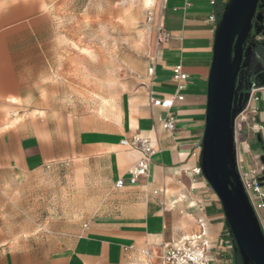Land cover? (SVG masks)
I'll use <instances>...</instances> for the list:
<instances>
[{
	"label": "crops",
	"instance_id": "obj_1",
	"mask_svg": "<svg viewBox=\"0 0 264 264\" xmlns=\"http://www.w3.org/2000/svg\"><path fill=\"white\" fill-rule=\"evenodd\" d=\"M72 1L0 0V264H158L166 244L201 232L209 264H231L220 202L192 171L219 0H161L145 74L117 96L116 115L104 106L102 58L79 52L86 6ZM177 64L188 78L170 131L150 99L174 92ZM258 95L262 128L238 131L236 153L238 168L261 169L264 185V89ZM134 135L155 152L148 175L129 184L139 153L119 141Z\"/></svg>",
	"mask_w": 264,
	"mask_h": 264
},
{
	"label": "water",
	"instance_id": "obj_2",
	"mask_svg": "<svg viewBox=\"0 0 264 264\" xmlns=\"http://www.w3.org/2000/svg\"><path fill=\"white\" fill-rule=\"evenodd\" d=\"M206 84L201 175L216 194L235 264H264V232L237 164L235 120L264 87V0H221Z\"/></svg>",
	"mask_w": 264,
	"mask_h": 264
},
{
	"label": "rangeland",
	"instance_id": "obj_3",
	"mask_svg": "<svg viewBox=\"0 0 264 264\" xmlns=\"http://www.w3.org/2000/svg\"><path fill=\"white\" fill-rule=\"evenodd\" d=\"M160 2L161 0L72 1L76 11L79 7L86 6L85 12L81 14L79 52L88 58H102L103 100L109 113L116 115L117 96L122 91L131 89L145 74L146 42L156 27ZM220 221L223 222L220 238L230 243L223 214Z\"/></svg>",
	"mask_w": 264,
	"mask_h": 264
},
{
	"label": "built area",
	"instance_id": "obj_4",
	"mask_svg": "<svg viewBox=\"0 0 264 264\" xmlns=\"http://www.w3.org/2000/svg\"><path fill=\"white\" fill-rule=\"evenodd\" d=\"M214 3V0L211 1ZM214 20V16H210ZM158 39L167 40L168 34L162 27L158 30ZM188 75L182 71L181 65L177 64L172 68V79L175 83L174 92L163 98H151L150 103L153 106L160 107L164 110V115H159L157 120L161 127L165 130H174L176 120L170 111L175 100H183L182 91L186 87ZM264 89H255L250 91L249 98L235 120V132L241 131L243 127L251 130H259L262 127L256 123L258 114V91ZM119 146L124 150H134L139 153V157L127 170V178L129 184H135L142 177H146L149 173L151 157L154 149L147 139L138 135H134L130 140L122 139ZM239 170L240 178L248 196L250 204L261 224L260 211L264 209V185L257 181L253 168ZM194 174H201L200 168L193 170ZM125 185V179L119 178L115 182V187L121 188ZM158 264H209L208 258V240L204 233L193 235L183 240L166 244L162 251L158 254Z\"/></svg>",
	"mask_w": 264,
	"mask_h": 264
},
{
	"label": "bare ground",
	"instance_id": "obj_5",
	"mask_svg": "<svg viewBox=\"0 0 264 264\" xmlns=\"http://www.w3.org/2000/svg\"><path fill=\"white\" fill-rule=\"evenodd\" d=\"M253 170L255 172L257 181L260 182V183H263L262 170L261 169L259 170V169L255 168V167H253Z\"/></svg>",
	"mask_w": 264,
	"mask_h": 264
},
{
	"label": "flooded vegetation",
	"instance_id": "obj_6",
	"mask_svg": "<svg viewBox=\"0 0 264 264\" xmlns=\"http://www.w3.org/2000/svg\"><path fill=\"white\" fill-rule=\"evenodd\" d=\"M220 5H221V8H223V4L221 3V0H220ZM231 264H235V259H234L233 253H232V263Z\"/></svg>",
	"mask_w": 264,
	"mask_h": 264
},
{
	"label": "trees",
	"instance_id": "obj_7",
	"mask_svg": "<svg viewBox=\"0 0 264 264\" xmlns=\"http://www.w3.org/2000/svg\"><path fill=\"white\" fill-rule=\"evenodd\" d=\"M221 10H222V8H221Z\"/></svg>",
	"mask_w": 264,
	"mask_h": 264
}]
</instances>
